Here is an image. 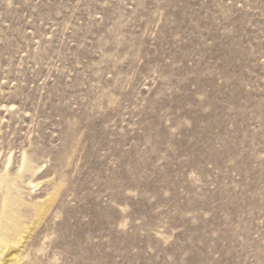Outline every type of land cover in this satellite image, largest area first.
Returning <instances> with one entry per match:
<instances>
[{"label":"rangeland","instance_id":"rangeland-1","mask_svg":"<svg viewBox=\"0 0 264 264\" xmlns=\"http://www.w3.org/2000/svg\"><path fill=\"white\" fill-rule=\"evenodd\" d=\"M0 264H264V0H0Z\"/></svg>","mask_w":264,"mask_h":264},{"label":"bare ground","instance_id":"bare-ground-1","mask_svg":"<svg viewBox=\"0 0 264 264\" xmlns=\"http://www.w3.org/2000/svg\"><path fill=\"white\" fill-rule=\"evenodd\" d=\"M14 222H15V221H14ZM2 223L5 224V222H2ZM3 227H4V225H3ZM3 227H2V228H3ZM18 227H19V226H18ZM14 229H15V228H14ZM18 230H19V229H18ZM7 232H9V230H7ZM18 232H19V231H18ZM20 234H21V233H20ZM13 237H14V236H13Z\"/></svg>","mask_w":264,"mask_h":264}]
</instances>
